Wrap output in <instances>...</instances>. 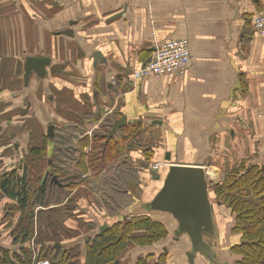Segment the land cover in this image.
<instances>
[{
  "label": "crops",
  "instance_id": "obj_1",
  "mask_svg": "<svg viewBox=\"0 0 264 264\" xmlns=\"http://www.w3.org/2000/svg\"><path fill=\"white\" fill-rule=\"evenodd\" d=\"M262 12L264 0H0V103L26 112L11 122L6 120L5 126L21 128L26 118L34 119L30 131L17 135L21 140L25 137L24 143L14 147L11 159L21 161L30 154L35 142L31 138L28 145L25 142L37 124L45 127L58 119L80 129L84 125L87 131L73 139L79 149V140L91 136V129L106 119L112 125L124 113L129 118L144 119L135 124L140 127L133 138L142 142L153 139L157 145V162L150 169L166 163L203 165L207 169L211 165L213 178L218 179V168L223 179L226 170L243 161L263 163L264 36L252 26L255 16ZM65 30L73 33H63ZM175 38H188L191 44L192 57L185 73L135 79L134 72L152 60L156 48ZM96 51L103 54L105 62L94 63ZM28 56H46L52 61L45 76L34 73L26 87L23 75ZM89 105H96L92 112L78 114ZM154 120L161 124H153ZM121 131L115 136H121ZM50 148L47 154L52 153ZM76 152L78 158L80 151ZM121 158L142 162V148L129 146ZM76 169L74 160L70 170ZM150 169L139 170L138 182H127L125 191L133 206L150 201L161 188L162 179ZM83 193L86 202L77 206ZM97 199L98 194L84 185L67 202L39 209L57 213L72 200V209L83 212L76 211L64 219L80 218L77 226H69L77 228L73 234L88 231L83 220H95L89 230L99 234L107 217L114 213L98 208ZM3 203L6 198L0 187L1 216ZM219 208L216 206L217 218L230 220L223 223L227 227L226 246L220 248L225 254L222 264H237L242 256L230 247L241 237L231 233L234 216L230 209L224 205ZM100 216L102 223L98 222ZM174 222L172 230L177 227ZM189 246L186 240L175 241L172 236L147 248L129 244L122 264H136L143 251L157 259L166 255L158 264H190ZM79 257L84 262L82 255ZM193 264L208 261L197 256Z\"/></svg>",
  "mask_w": 264,
  "mask_h": 264
},
{
  "label": "trees",
  "instance_id": "obj_2",
  "mask_svg": "<svg viewBox=\"0 0 264 264\" xmlns=\"http://www.w3.org/2000/svg\"><path fill=\"white\" fill-rule=\"evenodd\" d=\"M139 125L123 127L121 136L113 137L105 147L103 143L106 141V134L83 137L79 140V149L74 150L73 161H77V169L69 172V168L65 174L62 171L65 166L62 164L66 161L64 159L67 158L66 152L72 149L66 148L69 144L64 142V132L56 128L55 132L58 134L55 139L50 137L51 142H45L43 147L31 145L30 154L25 159L14 160L13 169L0 172V187L6 198L3 207L4 216L0 222V236L3 237L8 230L10 232V240H5L4 244L0 243V264H33V257L39 261L48 260L50 264H116L118 260L117 264H122L124 252L129 244L147 246L167 238L169 232L166 226L163 222L152 218L149 211H134L132 215H125V218L115 221L99 234H92L89 230V222L83 220V226H87L88 231L79 230L78 234H73L65 242L57 240V230L62 229V226L59 218L54 215L51 222H54L55 226L47 225V229H42V226L37 224L38 235L36 236L38 209L61 205L67 202L76 189L90 185L92 179L84 177V173L95 174L94 177L103 178L109 170H107L108 162L123 157L131 139L133 142L128 144L130 147H141L147 161L153 158L154 149L146 146L145 143H140L139 139L133 138L139 131ZM74 127L76 133H85L78 125ZM72 135L73 140L75 135ZM50 147H52V153L48 156L45 171L39 177L37 176V180H34L35 160L50 151ZM85 147L90 148L88 153L84 151ZM76 151H80L78 158L75 157ZM50 159L52 160L51 165L49 164ZM27 160L33 161L30 163ZM129 161L126 160L124 166L132 168ZM141 163L143 162L139 160L133 161L137 170L151 168V166L143 167ZM55 174H58V180L62 184L53 180ZM119 178L123 184L125 183L124 186L116 185V188L112 189L119 195L127 196L125 189L128 188L127 182L133 180V174L127 178L120 175ZM213 192V196L217 199L216 204L226 206L234 216L231 232L234 235H240L241 238L230 249L233 253L242 256L237 264H264V162L246 163L243 161L238 167L226 170L222 182L213 186ZM117 200L118 198H113L115 203ZM125 201L124 205L131 203V200ZM67 208L72 207L69 205ZM109 208L113 210L111 206ZM75 210L78 211L77 208ZM2 223H5V228L1 227ZM66 232L70 235L69 229ZM83 232L86 233L82 235ZM34 239L37 241L36 252L31 247V241ZM15 245L18 247L16 248ZM81 246L83 248H80ZM74 249H78L77 255L78 257L82 255L84 262L81 263L80 258L78 261L73 260L70 253ZM153 256V254L141 256L136 264H149ZM165 260L166 255H161L157 262L161 263Z\"/></svg>",
  "mask_w": 264,
  "mask_h": 264
},
{
  "label": "rangeland",
  "instance_id": "obj_3",
  "mask_svg": "<svg viewBox=\"0 0 264 264\" xmlns=\"http://www.w3.org/2000/svg\"><path fill=\"white\" fill-rule=\"evenodd\" d=\"M95 106L96 105L84 106L82 111H80L78 114L79 115L80 114L84 115L87 112H92L91 110ZM29 108H30V105H29ZM24 115H26L25 111L23 112L21 109H13L10 105H3L2 103H0V172L2 170L4 171V170H10V169L14 168L15 161H13L11 159L12 156H15V150H14L15 148L14 147L16 146V144H23L24 142L22 140L25 139L24 136L22 137V140L20 139L19 136L17 137L18 134L20 135L21 133H23V131L25 132V128L24 127H21V128L15 127V125L7 127V126H5L6 123H7L6 120L11 122L12 119H18L21 116L23 117ZM68 115L69 114L67 113V116ZM107 117H110V116L108 115ZM108 121H109V119H106L101 125L97 126L96 129H93V130L91 129V137L99 136L100 134H102L105 131L107 132L111 128L110 121L109 122ZM53 122H54V125H55V129L57 128V130H61L62 132H64V135H63V139L65 138L64 142L66 144H69V145H66V148H71L72 149V150L70 149L71 151H67L66 150L67 151L66 152L67 158H64L66 161L63 162V164H62V166H65V169H62L63 173L65 174V172L69 168H71V165L73 164L72 161L74 159L73 158L74 150L76 148V144L71 139L73 137L72 134H74L76 136V135H80L81 133L77 134L75 132L76 130H75L74 126H76V125H72L70 123L66 124V123H64V121H61V120H58V119L57 120L53 119ZM48 124H49V122H47L45 127H47ZM81 126H82V130L84 132H86L87 131L86 127L84 125H82V124H81ZM45 127H42L40 125L38 126V124H37L35 126L34 134H32V136L29 137L28 140H26V142H25L26 145H28V142H29L30 138H31V140H33V142H35V143H31V145H33V146H37V145L38 146H43L45 144V142H48V143L51 142L50 141V135L48 134V131H47V129H45ZM72 127H73V129H72ZM79 128H80V126H79ZM89 128H91V126ZM56 134H58V133L55 132V135H54L53 139H55ZM34 135H36V136H34ZM71 140H72V142H71ZM140 143H142V144L145 143L146 146H149L152 149H154V151L156 153L157 145H156V143H155V141L153 139L152 140H149V139L147 140L146 139V140H143V142L140 141ZM128 144L126 146V150L129 148ZM71 154H72V159H71ZM23 156L26 157V154L24 153ZM48 156H49V154L44 153L38 158V160H35L36 173L34 174V180L35 179L37 180L38 179L37 176L39 177L45 171V167H46V163H47V160H48ZM62 159H63V157H62ZM156 159L157 158L155 157V154H154L153 158L151 160L149 159L147 161L145 159V157H144V152H143V161H142L143 163H141L140 165H143V167H149L153 163L157 162ZM121 160H122V158H119L118 160L117 159H112L111 161H109L108 162V168H107V170L108 169L109 170H108V172L105 173L103 178L100 177V176L99 177H94L96 175L95 174H91V173H90V175L89 174L85 175V176L83 175L84 177L90 178V180L92 179L91 184L86 186V188H88L89 191H95V193L98 194V199L96 200V206H98V208H100L101 210H103V208H104L105 211L107 213H109V214H112V213L117 211L116 213H114L111 216L107 217L106 222H104L105 224L113 223V222L119 220L120 218L124 217L125 215H132L134 213L133 205H131V204L124 205L125 204L124 202H126L125 200L129 201L128 195L127 196L126 195L125 196L119 195V193L117 191L112 189V188H116V185L121 186V187L124 186L125 183L124 184L122 183L121 179L119 178L120 175H123V178H127L129 175L131 177V174H133V181L138 182L140 180L139 169L137 170L135 168V166L133 164V161H131V159H125L123 161H121ZM126 160L127 161L130 160L129 162L132 164V166H133L132 168H128L127 165L124 166ZM32 161L33 160H27V162H30V163H32ZM211 167L212 166L209 165V169H207L208 172H209ZM215 169H217V171H218V175H217L218 179L213 178V176L211 175L210 172L208 173V177H209V183H210L211 196H212V198L215 201H217V199L213 196V194H214L213 186L216 185L217 183H220L222 177L219 174L220 170L218 168H215ZM74 171L75 170L70 171V169H69V172H74ZM55 175L58 177V174H55ZM85 197H86V195L83 193V196H82L81 200L78 201L80 204L76 203V205L77 206H81L82 204H85L86 201L83 200ZM113 198H118L116 203L113 201ZM214 200H213V202L215 203V208H216V206H217V208H219V206L222 207V205L216 204V202ZM69 204H70V206L72 208H74L72 204H75V203H73V201L72 202L69 201L68 203L62 205L60 208L62 209L63 206L64 207H67V206L69 207ZM3 205H4V203H3ZM121 205H124V206L120 207ZM109 206H111L113 208V210H111V208H109ZM117 207H120V208L117 209ZM72 208H67V209H64V210L60 209L59 211H56L57 213H53V212L45 213V212H48V211H45V210H42V209H38L39 216H38V218H36V225L37 224L41 225L42 229H47L46 228L47 225H52L53 224V226H55V223L51 222V218L54 219L53 216L57 214L56 216L59 218L60 224L62 226V229L59 228L57 230V234H56V236L58 237L57 240L65 242L69 237H72L73 230L77 231V228L74 229V228H70V227L72 225L75 226L77 221L80 219L79 217H76V218L75 217H73V218L70 217L71 220H73V221H68V222L64 221V219L68 218V216L70 214L76 213V210L72 209ZM96 208L97 207H94V209H96ZM219 209H221V208H219ZM150 213H151L150 216L152 218H154V219H156L158 221H162L164 223V225L166 226L168 232H169V236H168L169 238H165V239H163V241H166L168 239L170 240L171 236H172L171 232L173 231L172 228L175 226L174 219L169 214H166V213L157 212V211H152ZM216 213H217V211H216ZM46 215H49V217L47 218ZM3 216H4V214L2 213V216L0 218V222H2V217ZM228 217H229V215H228ZM103 219L104 218L102 216H100V219H99L98 222L102 223ZM217 220H218L219 228H220V248H222V247L226 246V244H225V238H226L225 230H226V227H227V225L225 227L223 223L227 224V222H230V220H225V221L222 220V221H220L219 218H217ZM93 221L95 222V220H90L89 221V227H91V224L95 225V223ZM1 227L5 228V223L4 224L2 223ZM34 229H35V227H34ZM68 229L70 230V232H69L70 235L66 232V230H68ZM8 231L5 232V235H3V237L0 236V243L4 244L5 240H10V238H9L10 232H8ZM74 234H77V233H74ZM37 235H38V226H37V229H36V236ZM39 236H40V233H39ZM34 242H35V244H34V247H35V246H37L36 239H34ZM152 245H154V244H152ZM15 246H16V248L18 247V245H15ZM147 246H151V245H147ZM31 247H33V246L31 245ZM144 247L147 248L146 246H144ZM77 250L74 249L70 253L72 255L73 260H76V261H78V258H80L77 255ZM143 252H144L143 256H146L147 254L150 253L148 251H143ZM222 253L225 256L223 251H222ZM75 256L77 258H75ZM134 256H136V252L134 253ZM156 260H157V258H155L154 256L151 257L150 260H149V264H158V262ZM40 261H44V260H40ZM35 263L36 264L39 263V260H35V257H33V264H35ZM42 264H46V263H42Z\"/></svg>",
  "mask_w": 264,
  "mask_h": 264
},
{
  "label": "water",
  "instance_id": "obj_4",
  "mask_svg": "<svg viewBox=\"0 0 264 264\" xmlns=\"http://www.w3.org/2000/svg\"><path fill=\"white\" fill-rule=\"evenodd\" d=\"M63 33L72 34L73 32L65 30ZM93 59L95 64L106 61L100 51L93 53ZM25 61V82L27 84L29 77L34 73L43 78L52 60L46 56H28ZM143 122L142 118H129L127 114L121 113L114 119L109 132L106 133L104 147L121 128ZM152 123L161 124V121L154 120ZM23 126L27 128V132L30 131L34 126V119L27 118ZM47 130L53 138L55 125L49 124ZM166 158L169 161L170 155ZM49 161L51 165L52 160ZM151 171L156 174V178L162 179L161 188L150 201L137 203L133 206V210L169 214L177 222V227L171 232L172 238L175 241L184 239L190 245L187 251L190 264L194 263L197 256L204 257L208 264H222L224 255L220 250V228L215 203L210 192L209 172L206 166L166 163L163 167L153 168ZM53 180L62 184L56 175L53 176ZM108 227V224L102 225L101 231ZM118 262L119 260L116 264Z\"/></svg>",
  "mask_w": 264,
  "mask_h": 264
},
{
  "label": "built area",
  "instance_id": "obj_5",
  "mask_svg": "<svg viewBox=\"0 0 264 264\" xmlns=\"http://www.w3.org/2000/svg\"><path fill=\"white\" fill-rule=\"evenodd\" d=\"M252 26L258 35L264 36V12L255 16ZM191 57L192 49L188 38L171 39L159 45L152 60L136 70L133 76L135 79H139L149 76L162 78L165 75L184 74L190 64ZM31 242L33 251L36 252L34 240ZM41 262L39 261L37 264Z\"/></svg>",
  "mask_w": 264,
  "mask_h": 264
},
{
  "label": "flooded vegetation",
  "instance_id": "obj_6",
  "mask_svg": "<svg viewBox=\"0 0 264 264\" xmlns=\"http://www.w3.org/2000/svg\"><path fill=\"white\" fill-rule=\"evenodd\" d=\"M30 78H31V77H29L27 83L29 82ZM23 79H24V82H25V75H23ZM25 86L28 87V84L25 83Z\"/></svg>",
  "mask_w": 264,
  "mask_h": 264
},
{
  "label": "bare ground",
  "instance_id": "obj_7",
  "mask_svg": "<svg viewBox=\"0 0 264 264\" xmlns=\"http://www.w3.org/2000/svg\"><path fill=\"white\" fill-rule=\"evenodd\" d=\"M209 172H210V170H209ZM42 263L50 264L47 260L42 261L40 264H42Z\"/></svg>",
  "mask_w": 264,
  "mask_h": 264
}]
</instances>
